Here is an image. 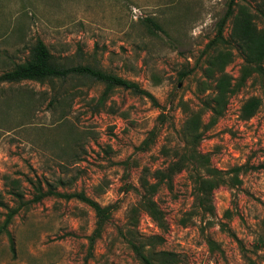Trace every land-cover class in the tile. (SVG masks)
Instances as JSON below:
<instances>
[{"label":"rangeland","instance_id":"obj_1","mask_svg":"<svg viewBox=\"0 0 264 264\" xmlns=\"http://www.w3.org/2000/svg\"><path fill=\"white\" fill-rule=\"evenodd\" d=\"M226 2L0 0V74L28 59L41 38L59 59L135 81L158 102L114 87L100 104L105 84L88 77L55 87L0 83V228L10 209L18 208L0 233V264H141L120 229L139 198L144 170L165 167L170 155L164 147L183 144L182 103L200 105L204 49ZM258 24L264 27V20ZM241 63L235 55L226 71L237 77ZM253 95L263 105L243 120L241 105ZM200 149L220 169L241 166L242 182L217 188L215 213L202 216L193 213L191 183L181 172L173 191L162 187L156 195L168 229L141 214L138 231L163 234L160 248L178 252L179 264H250L245 253L264 264V250L253 247L264 225V77L250 78L231 98ZM30 180L41 182L44 192L83 191L102 206L114 205L102 235L90 245L96 222L90 205L52 193L35 201Z\"/></svg>","mask_w":264,"mask_h":264},{"label":"trees","instance_id":"obj_2","mask_svg":"<svg viewBox=\"0 0 264 264\" xmlns=\"http://www.w3.org/2000/svg\"><path fill=\"white\" fill-rule=\"evenodd\" d=\"M258 20H264V0H227L225 13L216 23V34L204 49L207 57L203 68L204 79L200 82L202 86L200 91L203 93L200 96V105L194 108L187 102L182 103L187 115L179 131L183 144L181 147H164L170 155L167 165L153 172L145 169L139 179V198L130 207L126 228L120 229V233L141 264H179L181 262L178 252L160 248L165 242L163 234L145 236L137 229L141 214L150 216L162 231L168 229L165 212L159 205L156 195L162 187L173 191L174 177L177 174L187 172L191 183L193 213L202 216L215 213L213 194L217 188L221 186L233 188L242 182L241 166L230 169L216 167L211 153L202 151L200 145L207 132L225 115L231 98L246 85L250 78L264 77V27L258 24ZM149 21L153 26L160 27L153 19ZM227 29L228 33H226ZM235 55H239L242 59L237 77L226 71L227 65L233 61ZM76 77H88L105 84L100 104H104V99L114 87H124L148 97L158 105L156 97L150 91L140 87L137 82L88 63L63 61L51 52L41 38H38L31 47L28 59L0 74V83L29 80L48 83L55 87L56 82H66ZM56 99L60 100L59 96ZM262 105L263 100L260 96L253 95L247 98L241 105L240 118L243 120L252 118ZM155 135L156 129L151 130L150 136L143 144L148 146ZM30 182L37 189L35 201L52 193L67 198L76 197L94 209L96 222L90 236L91 246L96 238L102 235L112 218L114 205L102 206L83 191L59 193L49 188L47 192H44L41 182L39 184L32 180ZM17 212L18 208L10 209L0 228V233L7 228ZM253 247L255 251L264 250V225ZM245 256L250 264H255L246 253Z\"/></svg>","mask_w":264,"mask_h":264}]
</instances>
